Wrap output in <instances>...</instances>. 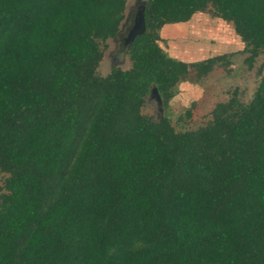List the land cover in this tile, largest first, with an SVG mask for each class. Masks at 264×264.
I'll return each instance as SVG.
<instances>
[{
    "label": "trees",
    "instance_id": "1",
    "mask_svg": "<svg viewBox=\"0 0 264 264\" xmlns=\"http://www.w3.org/2000/svg\"><path fill=\"white\" fill-rule=\"evenodd\" d=\"M125 3L0 0V264H264V71L194 129L141 111L231 63L169 55L161 27L211 7L251 66L264 0H145L130 66L100 75Z\"/></svg>",
    "mask_w": 264,
    "mask_h": 264
},
{
    "label": "rangeland",
    "instance_id": "2",
    "mask_svg": "<svg viewBox=\"0 0 264 264\" xmlns=\"http://www.w3.org/2000/svg\"><path fill=\"white\" fill-rule=\"evenodd\" d=\"M143 2L145 0H126L124 18L117 35L107 38L103 43L105 48L97 67L98 74L106 75L113 66H130L127 35L137 9ZM159 35L162 38L159 45L169 55L185 61L233 53L227 67L215 66L201 78H196L191 72L186 81L177 84L175 99L168 102V107H163L155 93L147 96L141 108L142 113L155 118L167 114L176 130L194 129L207 122L213 106L227 100L233 91L241 100H248L264 71V54H258L251 66L246 64L244 58L247 52L241 51L244 44L234 32L232 23L215 16L211 7L195 12L186 22L161 28ZM185 109L190 110V116L184 115ZM180 113L183 116L178 118ZM5 176L0 171V193L5 192L1 187Z\"/></svg>",
    "mask_w": 264,
    "mask_h": 264
},
{
    "label": "water",
    "instance_id": "3",
    "mask_svg": "<svg viewBox=\"0 0 264 264\" xmlns=\"http://www.w3.org/2000/svg\"><path fill=\"white\" fill-rule=\"evenodd\" d=\"M144 18H143V6L140 5L137 9L136 15L133 19L132 27L130 28L127 40L130 42L136 34L141 33L144 30ZM158 100H160L159 94L156 90L153 91Z\"/></svg>",
    "mask_w": 264,
    "mask_h": 264
},
{
    "label": "crops",
    "instance_id": "4",
    "mask_svg": "<svg viewBox=\"0 0 264 264\" xmlns=\"http://www.w3.org/2000/svg\"><path fill=\"white\" fill-rule=\"evenodd\" d=\"M169 25L173 26V25H177V24H166V25H164V26L161 27V28L163 29L164 27L169 26ZM173 98L175 99V96H174Z\"/></svg>",
    "mask_w": 264,
    "mask_h": 264
}]
</instances>
